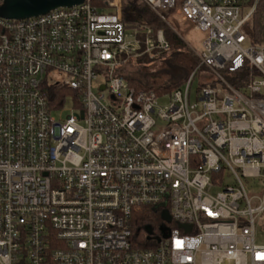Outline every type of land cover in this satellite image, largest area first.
Wrapping results in <instances>:
<instances>
[{
  "label": "built area",
  "instance_id": "built-area-1",
  "mask_svg": "<svg viewBox=\"0 0 264 264\" xmlns=\"http://www.w3.org/2000/svg\"><path fill=\"white\" fill-rule=\"evenodd\" d=\"M122 1L0 18V264H264V45L244 30L258 0H140L198 61L170 92L129 85L126 67L169 45L127 28ZM141 208L171 220L147 248Z\"/></svg>",
  "mask_w": 264,
  "mask_h": 264
},
{
  "label": "trees",
  "instance_id": "trees-1",
  "mask_svg": "<svg viewBox=\"0 0 264 264\" xmlns=\"http://www.w3.org/2000/svg\"><path fill=\"white\" fill-rule=\"evenodd\" d=\"M252 2L254 0H251ZM122 22L127 28L148 26L153 33L161 31L169 45V51L157 71L146 73L144 83L130 79L128 83L137 89H151L170 92L180 87L198 66L197 58L188 50L180 38L161 22L140 0L122 1ZM251 44L264 45V0H258L249 21L244 27ZM146 63L145 61H142ZM69 92L65 88H54L52 97H65ZM264 214L262 216V219ZM261 219V220H262ZM163 226L161 218L152 208H141L132 218V229L135 239L141 248L152 245L151 240L159 235ZM149 228L150 234L146 229ZM264 232V222L260 224Z\"/></svg>",
  "mask_w": 264,
  "mask_h": 264
},
{
  "label": "water",
  "instance_id": "water-1",
  "mask_svg": "<svg viewBox=\"0 0 264 264\" xmlns=\"http://www.w3.org/2000/svg\"><path fill=\"white\" fill-rule=\"evenodd\" d=\"M83 2L84 0H4L0 6V18L13 21L25 20L45 15L57 8H70ZM160 218L165 223L171 221L166 210L161 212ZM179 227L186 232L190 230V227L182 225ZM146 231L148 234L151 233L149 228Z\"/></svg>",
  "mask_w": 264,
  "mask_h": 264
},
{
  "label": "rangeland",
  "instance_id": "rangeland-1",
  "mask_svg": "<svg viewBox=\"0 0 264 264\" xmlns=\"http://www.w3.org/2000/svg\"><path fill=\"white\" fill-rule=\"evenodd\" d=\"M167 26V25H166ZM170 30L173 31V29H171L169 26H167ZM181 29H183L181 27ZM174 32V31H173ZM175 33V32H174ZM184 33V32H183ZM176 34V33H175ZM177 35V34H176ZM188 42L190 43L191 46L197 48L198 47V40H199V37L198 35L195 33H190L188 35ZM187 47V46H186ZM188 48V47H187ZM189 50V48H188ZM190 51V50H189ZM191 52V51H190ZM150 62V61H149ZM146 63H147V60H146ZM161 67V64H158V63H154V64H145V65H137V64H134V65H129L126 67L125 69V75L127 77L128 80L130 79H135V80H140L142 83H144V78L143 76L146 74V73H151L153 71H157L158 69H160ZM197 79L193 82L192 84V99H194L195 97V91H196V88H197ZM63 114V117L66 115V112L62 113ZM53 116L55 118H59V113H53ZM264 222V217L263 219L261 220V223ZM170 228H173L174 227V224H171L169 225ZM154 242V241H152ZM256 243L258 245H263L264 246V232L261 230V228L259 227L258 231H257V235H256ZM152 245H154L153 243H151ZM150 245V246H152Z\"/></svg>",
  "mask_w": 264,
  "mask_h": 264
},
{
  "label": "flooded vegetation",
  "instance_id": "flooded-vegetation-1",
  "mask_svg": "<svg viewBox=\"0 0 264 264\" xmlns=\"http://www.w3.org/2000/svg\"><path fill=\"white\" fill-rule=\"evenodd\" d=\"M154 212H155L156 214H158V215H159V212H158V210H157V209H155V210H154Z\"/></svg>",
  "mask_w": 264,
  "mask_h": 264
}]
</instances>
